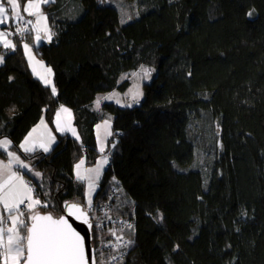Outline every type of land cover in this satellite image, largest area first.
<instances>
[{"label":"trees","instance_id":"trees-1","mask_svg":"<svg viewBox=\"0 0 264 264\" xmlns=\"http://www.w3.org/2000/svg\"><path fill=\"white\" fill-rule=\"evenodd\" d=\"M127 1L125 24L106 0L44 5L52 38L35 50L53 70L55 96L28 66L22 43L33 24L24 38L11 32L16 22L5 26L16 46L0 45V139L42 174L32 181L48 204L39 211L59 217L66 204L87 209L74 165L95 164V125L111 117L94 204L111 193L112 211L130 219L133 246L116 264H264V0ZM142 65L157 72L139 105L91 108L101 93L125 92L122 75ZM61 106L74 111L80 140L58 135L49 153L23 152L26 135Z\"/></svg>","mask_w":264,"mask_h":264},{"label":"snow or ice","instance_id":"snow-or-ice-1","mask_svg":"<svg viewBox=\"0 0 264 264\" xmlns=\"http://www.w3.org/2000/svg\"><path fill=\"white\" fill-rule=\"evenodd\" d=\"M9 7H5L4 2H0V24H4L9 20V12L11 18L15 20H23L21 15V4L19 0H6ZM52 2V0H26L23 12L29 16H34L35 24L31 20L25 21L26 24H33L37 35L36 40L41 39L40 32L43 31L47 39L50 41L52 34L47 27V17L42 12V5ZM251 15V13H249ZM26 28H19L17 32L22 34ZM0 42L5 48H14L10 40L6 38L4 32H0ZM25 53L28 55L30 63H33V72L36 73L35 64H43L36 61L31 53V49L27 44L23 45ZM3 62V57H0V63ZM144 76H150L147 69H142ZM45 86H51V92L55 96L57 89L51 80V68H44V74L36 73ZM142 93L137 90L132 94V100L136 103ZM112 97H107L111 99ZM117 103H120L117 100ZM97 108L100 105V100L96 101ZM131 107L132 104L126 105ZM63 114V117H62ZM71 112L69 109L61 106L56 113V129L63 133L70 131L76 136V130L71 124ZM104 129L106 135L112 133L108 130L110 128L109 121L104 122ZM43 131H40V129ZM101 125H97L98 136ZM39 133L38 135H36ZM77 139L79 137L77 136ZM55 141L51 131L43 119L40 125L34 128L20 145L25 153H32L37 148L42 149L43 152H49L51 144ZM11 142L7 139L0 140V149H3L8 156V162H0V206H2L4 213L7 215H0V264H89V256L86 251L85 237L75 230L68 218L65 216L54 217L51 213L43 214L38 211V207H48L47 203H42L41 200L35 198L33 187L23 178V176L15 170L14 166L18 165L20 168L31 171L30 166L25 164L16 153L8 151ZM101 152L104 151L101 146ZM85 161L80 160L75 165L76 178L79 181H87L89 194L87 202V210L77 204H66L65 208L68 216L76 220H81L89 228L92 224L89 219L88 210L92 207L91 191L100 175L101 166L108 163L107 157H104L97 167L85 169L86 174H82L80 169ZM94 174V175H93ZM35 175L39 177L41 174L36 172ZM24 205L27 212L21 209ZM10 221V226L5 227V222ZM131 228V225H128ZM115 235V233H113ZM121 239V237H117ZM92 264H96L95 259Z\"/></svg>","mask_w":264,"mask_h":264},{"label":"rangeland","instance_id":"rangeland-1","mask_svg":"<svg viewBox=\"0 0 264 264\" xmlns=\"http://www.w3.org/2000/svg\"><path fill=\"white\" fill-rule=\"evenodd\" d=\"M0 2H4L5 3V7H9V5H7L6 0H0ZM106 3L117 7V9L119 10V13H120V20H121L122 24H125V23H127V22H129V21H131L133 19V15L132 14L134 13V7L127 0H106ZM47 4H43L42 5V12H43L44 16H46V17H47V15L44 12L45 9H43V6L47 5ZM9 17H10L9 20L6 23L0 24V32H5L6 36L8 38H10L9 40L12 43H14L15 41L11 37H9L8 34H7L9 30H7L6 28H3L5 26L9 25V23H10V21L12 19L10 12H9ZM35 19L36 18L34 16H32L30 18V20L33 22V24H35ZM12 20H15V19H12ZM46 23H47L48 29L51 32V29H50V26H49V23H48V19H47ZM36 35H37L36 31H34V35H33L34 38H36ZM40 37H41V39L39 41H37L36 39L32 40V37H31V40L33 41V43L29 42V41H24L22 43V46L24 44H27L29 46V48L31 49L32 55L35 57V60L36 61H40L43 64V66H44L43 68L40 66V64H35L36 73L44 74V68H51V67H48L39 58V56L37 55V52L35 50V46H38L40 43H42V41L47 39V36H46V34L43 31L40 32ZM23 49H24V47H23ZM24 52H25V49H24ZM27 59L29 60L28 55H27ZM29 63H30V61H29ZM29 65L31 67L30 68L31 71L33 72V63H30ZM142 69L149 70L150 76L145 77ZM51 70H52V68H51ZM156 72H157V70L154 67H150V66H147V65H142L138 70H134V71H130V72L124 73L122 75V77H121V80L129 79V81H130L129 88L125 92H120L118 90H114V91H111V92L99 94L97 96L96 100L91 105V108L94 111H99V110L102 109V106H103L104 103H114L117 106L122 107V108H126L127 107L126 105H128V104H132L131 107L139 105L141 103L142 99H143V86H144V84L150 83L152 81L154 75L156 74ZM36 73L33 72V75L42 82V80L39 78V76ZM53 76H54V74H53V70H52L51 80H52V82L54 84ZM54 86H55V84H54ZM49 87H51V86H49ZM137 90H139L142 93V95L139 98V102L138 103H136V102H134L132 100V94L134 92H136ZM107 97H112V98L111 99H107ZM98 99L100 100V105L97 108L96 101ZM117 100H119L120 103H117ZM63 107H65V108L70 110V112L72 114L71 115V124H72V127L75 128L77 135L74 136L70 131H66V132H63V133L57 131L56 124H55L56 115H55V117H54V119H53V121L51 123L45 117H42L41 119H43L45 121V123L47 125V128L51 131L52 136L55 137V141L51 144L50 151L55 146V144L57 142L58 135H70L71 137H73L75 139H77V136H78L79 137L78 140H80V137H81V135L79 133V130H78V128L75 125L74 111L71 108H69V107H66V106H63ZM59 109H58V111H59ZM62 117H63V114H62ZM105 121H109L110 128L108 130L112 133V123L113 122H112L111 117H107V118L103 119L102 121H100L98 124L95 125V136H96V143H97V149H98V152H99V156H98L95 164H93L92 166H88L86 164L85 157L81 158V159H83L85 161L84 165H82V167L80 169L82 174H86L84 172L85 169L97 167L99 162L104 157H107V160H109L110 153L107 152V149H108V142H109V139H110L112 134L110 136L106 135L105 129L103 127ZM39 125H40V122L36 126H34L32 128V130L34 128H37V126H39ZM97 125H101V128L99 129V136H98ZM32 130L30 132H32ZM40 131H43V129L41 128ZM29 133L26 135V137H28ZM38 134L39 133H37L36 135H38ZM25 138L23 139L21 144L24 142ZM4 139L9 140L8 138H3V139H0V140H4ZM11 145L12 144H10V147H9L8 151L16 153V155L19 156L20 159L25 164H28L30 166V169H31V171H29L28 169H23V168H20L18 165H16V166H14L15 170H17L23 176V178L32 187H33L32 181L35 180V181L40 183L42 181V178H43L42 174L39 172L41 175L39 177H37L35 175V173L38 172V171L33 169V167L31 166L30 161L28 159L24 158L19 152L13 150L11 148ZM101 146H103V148H104L103 152H101V150H100ZM21 150L23 151V149H21ZM0 151L4 152L6 154V157H4V158L0 156V162L7 163L8 162L7 153L3 149H0ZM36 152L45 153V152H43L42 149L37 148L34 152L28 153V154H33V153H36ZM49 152H46V153H49ZM80 160H78L75 163V165L78 164L80 162ZM107 164H104V165L101 166L99 178H98V180L95 181V185H94V187H93V189L91 191L92 207H93V208L92 207L91 208L93 210L90 213H92L91 220H93V223H95V226L97 227L98 233H99V237L97 239L98 240L97 241L98 242V247H97L96 250L94 249L95 258L97 256L99 264H116V263L120 262V260H123L122 258L126 256V254L128 253V249L129 248L131 249V247L133 246V231H132L131 228L128 227V225H131L129 218L120 216V215H118V214H116V213H114L112 211L111 206H110L111 205L110 202H113V200L111 199V196H113V194L109 193L108 199L106 198L105 200L100 201L98 205L94 204V199H95L97 190L99 189L100 181H101L102 176H103V174L105 172V169H107V166H108ZM75 165H74V174H75V177H76ZM25 173H26V175H25ZM83 183H84V186H85V202H86V205H87L89 188H88L87 181H84ZM33 195H34L35 198H38V196L36 195L35 190H34ZM21 209L24 210L25 212H27V210H26L24 205H21ZM39 210H40V207H38V211ZM2 211H3V208H2V206H0V215H5L6 216L7 214L6 213L3 214ZM120 219H123V221H119ZM104 220H106V221L109 220L110 221L105 228H104V225H103ZM91 223H92V221H91ZM7 226H10V221H6L5 222V227H7ZM103 230H109V235L110 234L111 235L109 237L108 236L104 237L105 234L103 233ZM113 233H115V235H112ZM117 237H121V239L118 240ZM92 242H93V239H92ZM96 262H97V260H96Z\"/></svg>","mask_w":264,"mask_h":264},{"label":"water","instance_id":"water-1","mask_svg":"<svg viewBox=\"0 0 264 264\" xmlns=\"http://www.w3.org/2000/svg\"><path fill=\"white\" fill-rule=\"evenodd\" d=\"M61 216H65L66 218H68V220L72 224L73 228L75 230H77L82 236L85 237L86 251H87L88 256H89V264H92V260L93 259H95V261H96L95 251H94V247L92 245V239H93V237H92V227L89 228L88 225H85L81 220H76L73 217L68 216L66 208H65V213L63 215H61ZM89 219H90V217H89Z\"/></svg>","mask_w":264,"mask_h":264},{"label":"built area","instance_id":"built-area-1","mask_svg":"<svg viewBox=\"0 0 264 264\" xmlns=\"http://www.w3.org/2000/svg\"><path fill=\"white\" fill-rule=\"evenodd\" d=\"M25 21H27V20L23 19V20L17 21L14 24V26L12 27L11 32H13L15 35L19 36L20 38L26 37V35L29 34L32 31V25L31 24H26ZM19 28H26L27 30L24 31L22 34H20V33L17 32V29H19ZM109 163H110V157H109V160H108V164ZM108 167H109V165L107 166V168ZM92 208L90 210H88V214L91 215L90 218H92V213H90L93 210ZM119 221H123V219H120ZM131 227H132V225H131Z\"/></svg>","mask_w":264,"mask_h":264},{"label":"crops","instance_id":"crops-1","mask_svg":"<svg viewBox=\"0 0 264 264\" xmlns=\"http://www.w3.org/2000/svg\"><path fill=\"white\" fill-rule=\"evenodd\" d=\"M19 2H20V4H21V15L24 17V18H28V19H30L32 16H29V15H27L26 13H24L23 12V7L25 6V3H26V0H19ZM44 7V6H43ZM44 9V8H43ZM45 12V11H44ZM17 21V20H16ZM15 20H12L11 19V21H10V23H9V25H7V26H11L14 22H16ZM7 26H6V28H7ZM3 28H5V27H3ZM5 33V32H4ZM34 35V34H33ZM32 37V40H35L36 38H34V36H31ZM6 38L9 40L10 38H8L7 36H6ZM14 40V39H13ZM31 40V41H32ZM33 42V41H32ZM12 44H14L15 46H16V42H14V43H12ZM35 44V43H34ZM0 45L1 46H3L4 47V45H3V43L2 42H0ZM5 48V47H4ZM8 50H13V49H15V47L14 48H7ZM0 57H1V55H0ZM26 57H27V55H26ZM28 60V59H27ZM30 63H29V60H28V66H29V68H31L30 67V65H29ZM31 70V69H30ZM32 72V71H31ZM33 73V72H32ZM3 212V214H5L4 213V211H2Z\"/></svg>","mask_w":264,"mask_h":264}]
</instances>
